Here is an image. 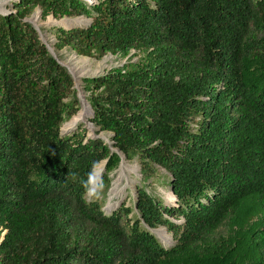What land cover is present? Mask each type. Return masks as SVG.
<instances>
[{"label":"trees","instance_id":"trees-1","mask_svg":"<svg viewBox=\"0 0 264 264\" xmlns=\"http://www.w3.org/2000/svg\"><path fill=\"white\" fill-rule=\"evenodd\" d=\"M7 6L0 264H264V0ZM35 8L42 20H87L40 29L53 35L58 56L138 55L81 79L92 136L83 124L60 130L79 114V100L67 69L26 21ZM120 154L137 163L142 183L163 170L171 202L142 185L110 213L84 197L92 162L104 161L108 184ZM157 227L171 242L156 237Z\"/></svg>","mask_w":264,"mask_h":264},{"label":"rangeland","instance_id":"rangeland-1","mask_svg":"<svg viewBox=\"0 0 264 264\" xmlns=\"http://www.w3.org/2000/svg\"><path fill=\"white\" fill-rule=\"evenodd\" d=\"M9 0H0V12H4V10H9V7L7 6ZM30 21H32L35 18V21H32L34 26L36 25V28L39 32L40 38L42 41L47 43L52 48V43L54 42L53 35L45 30H40L43 28H49L53 25H60L64 24V26H78V25H85L87 23L86 18L82 16L77 17H61L60 19L56 20L51 15H47L44 20L40 18V11L38 8H35L33 12L30 14L29 17ZM60 23H58V22ZM68 22H73L71 25H66ZM53 51V49H52ZM132 51L126 55L125 57H118L116 55H110L106 54L102 56L100 59L95 58H89V57H82L77 56L72 51H66L61 50L60 56H58L54 51L53 55L56 56L58 61L66 67L70 73H72V76L75 78L74 88L76 90V96L79 97L82 96L84 98V95L86 94L84 90L81 87L80 81L82 78L86 77H92L99 74H102L106 70L113 68V67H120L126 62H134L138 55H130ZM73 64V65H72ZM70 66L74 68V72L70 70ZM79 72V73H78ZM84 99L81 101L79 100V114L82 110V103ZM86 103V101H85ZM87 105V104H86ZM86 118L79 122V124H83L87 130V135L92 136L95 134V128L89 124L86 119L89 117V110L86 112ZM78 115V114H77ZM76 115V116H77ZM75 116V117H76ZM74 118V117H73ZM73 118H71L68 122L69 123ZM62 123L60 130L62 132L64 131H70L75 129L79 124H77L74 128H71L69 130H63V127L66 123ZM98 136L102 137L105 141L107 140L108 134L107 133H98ZM120 161L117 165V167L110 172L107 176L109 179V182H104V188L102 193L100 194V197L98 199H95L101 203V208L104 211V213H110L114 208L123 203L126 202L128 205L131 200L134 198L135 188L136 186L142 185L146 187V190L150 192L151 194H154L155 196H158L159 199L163 203L171 202L169 187L165 183V172L161 169L157 170L156 177L151 178L149 181H146L145 183H142L139 166L137 163L133 160H126L124 157L120 154ZM102 163L100 167L102 168ZM111 195V196H110ZM153 233H155L156 237L158 239H161L162 242H171L170 234L166 232V230L163 227H157L153 230Z\"/></svg>","mask_w":264,"mask_h":264},{"label":"clouds","instance_id":"clouds-1","mask_svg":"<svg viewBox=\"0 0 264 264\" xmlns=\"http://www.w3.org/2000/svg\"><path fill=\"white\" fill-rule=\"evenodd\" d=\"M101 163V161H93L86 178L81 180V186L84 189L83 195L89 200L98 199L104 188Z\"/></svg>","mask_w":264,"mask_h":264},{"label":"bare ground","instance_id":"bare-ground-1","mask_svg":"<svg viewBox=\"0 0 264 264\" xmlns=\"http://www.w3.org/2000/svg\"><path fill=\"white\" fill-rule=\"evenodd\" d=\"M35 21V18L32 20ZM60 23V22H59ZM73 24V22H68L66 25H71ZM64 25V24H63ZM73 65V64H72ZM70 70L72 72H74V68L72 66H70ZM79 73V72H78ZM82 100V98H80V101ZM88 107L85 103V101H83L82 103V110L80 112V114H78L73 120H71L69 123H66L63 127V130H69L71 128H74L77 124H79L80 121L84 120L86 118V112L88 111ZM111 196V195H110Z\"/></svg>","mask_w":264,"mask_h":264},{"label":"water","instance_id":"water-1","mask_svg":"<svg viewBox=\"0 0 264 264\" xmlns=\"http://www.w3.org/2000/svg\"><path fill=\"white\" fill-rule=\"evenodd\" d=\"M0 13H3V12H0ZM26 21H28V22H30L33 26H34V24H33V22L32 21H30L29 20V18H27L26 19ZM58 22V21H57ZM59 23V22H58ZM34 28L37 30V28H36V25L34 26ZM68 29V28H67ZM37 32H38V30H37ZM38 34H39V32H38ZM39 38H40V35H39ZM40 40H41V38H40ZM41 42L45 45V47H46V49H47V51L49 52V54L51 55V56H53L54 58H56V56L55 55H53V51H52V48L47 44V43H45L44 41H42L41 40ZM60 63V62H59ZM61 64V63H60ZM62 65V64H61ZM66 68V67H65ZM67 69V68H66ZM67 71L69 72V74L71 75V77H72V79H73V83H75V78L72 76V73H70V71L67 69ZM75 87V86H74ZM77 98H78V100H80L79 99V97L77 96ZM80 98H82V99H84L82 96H80ZM84 101H85V99H84ZM86 104H87V107H88V109H89V105H88V103L86 102ZM90 110V109H89ZM98 136V135H97ZM111 147V146H110ZM111 150H113L112 148H111ZM102 165H104V161H102ZM102 169H103V166H102Z\"/></svg>","mask_w":264,"mask_h":264}]
</instances>
